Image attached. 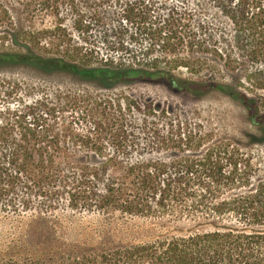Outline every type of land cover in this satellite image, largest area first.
I'll list each match as a JSON object with an SVG mask.
<instances>
[{
    "label": "trees",
    "instance_id": "trees-1",
    "mask_svg": "<svg viewBox=\"0 0 264 264\" xmlns=\"http://www.w3.org/2000/svg\"><path fill=\"white\" fill-rule=\"evenodd\" d=\"M52 1L57 0H47L45 5L53 6ZM116 1L121 7L117 26L96 31L107 42L100 41L104 51L96 45L76 47L73 56L78 61L32 50L0 51V68L24 66L42 75H71L106 88L130 77L188 68L191 55L176 54L175 44L166 49L167 55L152 56L147 50L142 54L126 46L120 33L135 25L149 26L152 37L164 38L156 42L165 43L169 25L179 20L183 27L189 21L175 10L159 15L154 0ZM213 2L234 27L236 44L245 56L264 63V0ZM102 3L72 0L57 8L74 14L77 29L90 33L104 15ZM116 50L121 55L109 53ZM256 74L264 78V69ZM170 80L177 91L215 88L239 101L251 114L259 139H264V97L249 98L226 84ZM248 80L264 89V81L255 83L251 76ZM124 127L122 121H115L106 129L114 139H77L71 150L61 139H42L37 132L32 134L35 139L26 135L13 139L10 129L0 125V212L17 213L19 205L31 210L37 200L35 219L49 222L64 199L71 211L144 219L171 229L115 246L51 243L25 257L1 258L0 264H264V176L257 174L252 158L242 152L248 145L230 139L205 145L202 139H149L143 145L139 139H126ZM30 128L25 129L29 134ZM258 134L249 137L257 139ZM253 142L264 144V140ZM106 145L111 153H106ZM77 154L94 163L87 164Z\"/></svg>",
    "mask_w": 264,
    "mask_h": 264
},
{
    "label": "rangeland",
    "instance_id": "rangeland-1",
    "mask_svg": "<svg viewBox=\"0 0 264 264\" xmlns=\"http://www.w3.org/2000/svg\"><path fill=\"white\" fill-rule=\"evenodd\" d=\"M45 1L0 0V51L25 54L32 50L78 61L73 56L76 47L106 49L101 43L105 38L100 39L96 31L117 26L121 7L116 0H101L104 15L90 33L77 29L74 14L57 8L59 3L72 0L52 1L53 6H46ZM154 1L159 15L175 10L189 23L179 27L182 21L178 20L169 25L165 43H157L163 36L152 37L153 30L142 25L123 29L121 39L134 51L143 54L147 50L152 56L167 55L166 49H173L175 44L176 54L191 55L188 68L181 67L174 74L126 78L109 88L71 75H42L24 66L0 68V125L10 129L13 139L25 135L35 139L32 134L37 132L42 139H61L71 150L77 139H114L106 129L115 121L125 124L126 139H139L143 145L149 139H202L203 145L230 139L248 145L242 152L252 158L257 174L264 176V144H250L264 139H259L245 107L215 88L177 91L170 80L226 84L258 100L264 97V89L251 86L248 78L251 76L255 83L264 81L256 74L264 69V63L251 62L245 56L236 44L234 27L213 0ZM109 53L121 55L118 50ZM29 127L31 135L25 130ZM252 133L258 134L257 139L249 137ZM111 151L106 145V153ZM77 155L87 164L94 163L84 154ZM37 203L35 200L31 210L18 204L17 213L0 212V259L25 257L51 243L103 242L115 246L138 242L171 229L144 219L71 211L64 199L54 208L52 219L42 222L34 217Z\"/></svg>",
    "mask_w": 264,
    "mask_h": 264
},
{
    "label": "built area",
    "instance_id": "built-area-1",
    "mask_svg": "<svg viewBox=\"0 0 264 264\" xmlns=\"http://www.w3.org/2000/svg\"><path fill=\"white\" fill-rule=\"evenodd\" d=\"M127 56V55H126Z\"/></svg>",
    "mask_w": 264,
    "mask_h": 264
}]
</instances>
